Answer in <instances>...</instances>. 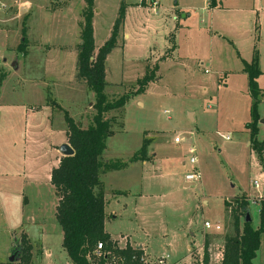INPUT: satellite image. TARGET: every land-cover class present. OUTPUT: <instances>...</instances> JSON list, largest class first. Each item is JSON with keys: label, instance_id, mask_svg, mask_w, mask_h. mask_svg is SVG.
Wrapping results in <instances>:
<instances>
[{"label": "rangeland", "instance_id": "obj_1", "mask_svg": "<svg viewBox=\"0 0 264 264\" xmlns=\"http://www.w3.org/2000/svg\"><path fill=\"white\" fill-rule=\"evenodd\" d=\"M62 2L0 0V263L10 261L25 235L31 264H72L62 248L51 175L68 144L66 115L87 129L96 101L75 74L86 3ZM144 3L94 0L97 50L124 10L117 48L106 61L105 93L108 102L129 97L123 110L106 115L114 135L103 161L140 159L144 141L141 158L152 160L143 170L139 164L142 174L132 168L101 175L111 215L106 232L120 248H143L142 264H202L206 238L211 264H219L234 233L225 203L246 197L252 227L260 226L264 163L247 129L255 102L244 63L257 57L261 72L256 127L264 157V0ZM25 39L28 55L19 50ZM66 46L72 53L57 50ZM192 172L200 178L186 186ZM254 264H264V234Z\"/></svg>", "mask_w": 264, "mask_h": 264}, {"label": "trees", "instance_id": "obj_2", "mask_svg": "<svg viewBox=\"0 0 264 264\" xmlns=\"http://www.w3.org/2000/svg\"><path fill=\"white\" fill-rule=\"evenodd\" d=\"M86 9L83 12L81 42L76 63V81L84 83L95 95L93 124L87 129L76 125L72 118L66 115L68 126V145L73 149L74 156L62 157L57 168L52 170L51 184L58 197L56 219L63 232L62 248L72 264H142L144 251L140 248L133 250L130 246L120 248L117 241L106 232L105 186L101 175L125 169L129 163L147 161L141 157L146 154L147 142L144 141L139 151V158L135 156L129 162L103 161L107 150V142L114 135V120H108L106 115L112 111L123 110L128 96L118 101L108 102L105 90L106 61L111 52L117 48L120 28L124 21V10L121 9L110 39L97 50L94 37V0H84ZM24 34L26 31L24 30ZM26 36V35H25ZM27 39L19 48L26 54ZM244 73L248 77L249 92L255 104L252 111L250 138L252 148L264 163L262 143L257 141L259 120L257 113L260 89L257 79L261 75L258 69V59L255 57L251 64L244 63ZM152 80L147 77L146 81ZM260 226L252 227L246 217L250 214V203L246 197L235 198L233 204L225 203V210L232 221L234 233L227 236L219 264H254L261 247V237L264 234V199L260 202ZM243 222V223H242ZM103 245L99 255L97 247ZM32 246L26 236L22 235L21 244L14 252L13 263L0 264H31ZM202 264H211L209 242L205 238L204 257Z\"/></svg>", "mask_w": 264, "mask_h": 264}, {"label": "crops", "instance_id": "obj_3", "mask_svg": "<svg viewBox=\"0 0 264 264\" xmlns=\"http://www.w3.org/2000/svg\"><path fill=\"white\" fill-rule=\"evenodd\" d=\"M61 1V5L62 6H64L67 2H62V1H67V0H60ZM69 1H72V0H69ZM64 3V4H63ZM154 3H157L156 1L154 2ZM145 4V3H144ZM152 4H153V2H152ZM23 6H28L29 7V9L31 8V5H30V3H28V2H26V3H24L23 4ZM61 6V7H62ZM156 7H158V4H157V6ZM28 9V10H29ZM56 9H59L58 11H59V13H61V12H64V10H63V8L62 9H60V8H55L54 10H56ZM26 10V9H25ZM61 10H63V11H61ZM70 47H58V49L57 50H61V51H65V52H69V53H72L71 51V49H69ZM51 52V50H49V53ZM26 55H28V53H26ZM78 57V56H77ZM77 63V62H76ZM76 74V73H75ZM56 82H58V81H56ZM61 131L63 132V130H62V128H61ZM63 133H65V132H63ZM65 143V142H64ZM63 143V144H64ZM108 143V142H107ZM62 144V145H63ZM143 146V145H142ZM142 148V147H141ZM140 151V150H139ZM138 151V152H139ZM106 152H108L107 150H106ZM137 152V153H138ZM58 155H59V152H58ZM136 155V154H135ZM58 157V156H57ZM108 159H111V157H109ZM107 159V160H108ZM58 161V160H57ZM110 161H112V160H110ZM152 160H147V161H143V162H135V163H129L128 164V166L125 168V169H123V170H120V171H114V172H109V173H106V174H104L103 176L104 177H107L108 175H110L111 173H113V174H119V173H122V172H128L129 170H131L132 168H135L136 170H139V164H141V166H142V170L144 169V166H147V163H149V162H151ZM129 162V161H128ZM59 163H60V160H59V162H57V166L55 167V168H57L58 167V165H59ZM54 169V168H53ZM139 172H140V170H139ZM140 174H142V171L140 172ZM103 179V178H102ZM191 184L189 183V182H186V186H190ZM257 185L258 184H256V187H257ZM104 186H105V189H106V185H105V183H104ZM259 187V186H258ZM257 187V188H258ZM112 192H115V193H117V194H122V195H128V192H120V191H112ZM105 194H106V190H105ZM250 197V196H249ZM257 203V202H256ZM258 205H259V207H260V203L258 202L257 203ZM260 211V210H259ZM106 216L107 217H109V216H111V215H108L107 213H106ZM107 220V219H106ZM105 226H106V222H105ZM105 229H106V227H105ZM130 241V240H129ZM138 247V246H137ZM138 248H141V247H138ZM141 249H143V248H141ZM143 251H145V250H143ZM47 253H50L49 251L47 252ZM146 253V252H145Z\"/></svg>", "mask_w": 264, "mask_h": 264}, {"label": "built area", "instance_id": "obj_4", "mask_svg": "<svg viewBox=\"0 0 264 264\" xmlns=\"http://www.w3.org/2000/svg\"><path fill=\"white\" fill-rule=\"evenodd\" d=\"M137 2L138 3H140V4H142V3H144L145 2V0H137ZM2 3H0V5H1ZM153 5H154V7H156L157 6V3H153ZM1 7H4V4H2V6ZM176 143H180V140H176ZM191 153L193 154L194 153V151H191ZM190 163H191V165H195L196 166V164H197V159L196 158H192L191 160H190ZM195 170V169H194ZM198 178H200V174L198 173V172H192V173H190V174H188L186 177H185V179H186V182H195ZM257 187H258V185H257ZM204 228L206 229V230H213V226L209 223V222H205L204 223ZM221 230V227L220 226H216L215 227V229H214V231H216V232H218V231H220ZM102 249H103V245L102 244H99V246H98V249H97V253L100 255L101 254V252H102ZM164 262H165V260L164 259H161L160 260V264H164Z\"/></svg>", "mask_w": 264, "mask_h": 264}, {"label": "water", "instance_id": "obj_5", "mask_svg": "<svg viewBox=\"0 0 264 264\" xmlns=\"http://www.w3.org/2000/svg\"><path fill=\"white\" fill-rule=\"evenodd\" d=\"M15 65H13L14 67ZM190 117H192V115H190ZM59 153L63 156V157H72L74 156V151L73 149L70 147V145L68 144H64L60 147L59 149ZM252 221L251 219V216L250 214L247 215L246 217V222L247 223H250ZM15 261V256H13L11 259H10V263H13Z\"/></svg>", "mask_w": 264, "mask_h": 264}]
</instances>
